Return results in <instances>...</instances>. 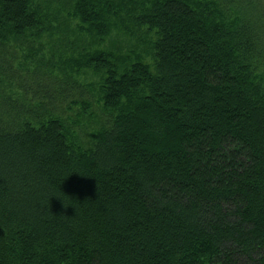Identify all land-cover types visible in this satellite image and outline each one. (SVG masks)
Returning <instances> with one entry per match:
<instances>
[{
	"label": "trees",
	"instance_id": "trees-1",
	"mask_svg": "<svg viewBox=\"0 0 264 264\" xmlns=\"http://www.w3.org/2000/svg\"><path fill=\"white\" fill-rule=\"evenodd\" d=\"M51 2L0 0V264H264L261 1L133 4L149 55L95 49L97 92L35 32L109 7Z\"/></svg>",
	"mask_w": 264,
	"mask_h": 264
},
{
	"label": "rangeland",
	"instance_id": "rangeland-1",
	"mask_svg": "<svg viewBox=\"0 0 264 264\" xmlns=\"http://www.w3.org/2000/svg\"><path fill=\"white\" fill-rule=\"evenodd\" d=\"M39 1L40 0H33V3H38ZM91 1L96 3V8L99 9L100 12L104 10V7H109L111 13V15H106H108V19H111L112 25H110L109 33L107 32V35L102 39L100 38L101 36H99L98 32L90 31L86 24L75 20H72L66 29L59 25L52 27L47 32L37 30L35 35L36 38L38 40L41 39L43 43L46 41L44 43L46 46L55 44V49L51 52V54L47 51L45 46V48H43L40 52V56L38 55L39 58L42 57L44 61H49L50 57H54V62L58 60L64 63L69 62L71 67L66 70H71L73 74L81 80V83L83 82L84 84L89 85L88 88L97 92L96 86L100 79L99 72L93 68L94 66L92 67V65L86 64V61L91 58L90 56L95 53V49L108 50L117 57L125 56L131 51L136 53L139 52L144 55L143 51L147 49L146 51L149 55V46L153 43L152 40H154V36L149 32L142 33V30H140V32L136 31L137 26L135 25H132L130 28L129 12L134 8L133 4L137 2L144 3V0H123V6L121 5V7L116 5L115 1L118 0H85L86 5H90ZM260 1L261 4L264 5V0ZM43 5L44 4H42V6ZM49 5L55 10L51 0H49ZM136 9L139 11L138 7ZM119 10L121 11L120 16L117 15ZM60 15L63 16L62 14ZM116 15L119 17H116ZM124 22L126 24V28H130L131 30L133 29V32H130L131 34L126 32V30L119 25ZM45 33L51 34L45 39L44 37H41V35L46 36ZM26 61L29 62L28 59H26ZM91 101L93 103V109L98 111V105L94 103L93 100ZM76 110L77 105L73 108V113H75ZM90 129H92V127L89 126L86 131H90Z\"/></svg>",
	"mask_w": 264,
	"mask_h": 264
}]
</instances>
